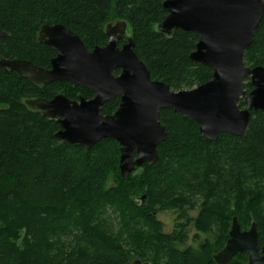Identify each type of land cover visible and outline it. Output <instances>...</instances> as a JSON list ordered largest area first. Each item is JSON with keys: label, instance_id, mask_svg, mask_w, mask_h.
<instances>
[{"label": "trees", "instance_id": "16d2710c", "mask_svg": "<svg viewBox=\"0 0 264 264\" xmlns=\"http://www.w3.org/2000/svg\"><path fill=\"white\" fill-rule=\"evenodd\" d=\"M166 1L0 0V29L10 34L0 41V58L49 70L56 52L38 43L41 27L61 24L93 51L108 43L109 24L125 21L151 79L175 92L193 90L211 81L213 70L190 59L196 34L178 30L168 38L156 31ZM244 62L264 67V18ZM246 89H252L248 80ZM59 95L95 97L67 82L37 88L0 68V264H217L214 256L225 247L234 218L243 231L255 223L258 247H264V112L252 113L243 136L206 142L196 123L163 110L168 136L159 160L123 179L115 141L91 151L69 145L56 137L57 120L25 105ZM119 104L120 98L109 101L102 114L113 115ZM171 211L188 222L165 233L156 215ZM191 223L198 233L214 234L215 243L181 249ZM248 263L244 252L229 264Z\"/></svg>", "mask_w": 264, "mask_h": 264}, {"label": "water", "instance_id": "95a60500", "mask_svg": "<svg viewBox=\"0 0 264 264\" xmlns=\"http://www.w3.org/2000/svg\"><path fill=\"white\" fill-rule=\"evenodd\" d=\"M164 8L167 15L156 31L168 38L178 30L196 34L199 42L190 59L213 70L212 80L193 90L175 92L151 79L135 53L125 21L109 24L105 30L108 43L93 51L61 24L41 27L38 43L56 52L49 70L30 61L0 58L1 69L17 73L37 88L67 82L93 91L91 100L81 97L73 101L59 95L51 101L26 100L25 105L48 120H57L61 130L56 137L69 145L91 151L102 141H115L123 179L159 160L158 148L168 136L160 121L163 110L172 109L196 123L206 142H217L223 134L243 136L252 113L264 112V67L249 68L244 62L264 18V0H168ZM9 36L0 29V41ZM246 80L252 87L250 92ZM117 98V111L103 115L105 104ZM258 245L256 224L243 231L234 218L229 239L214 260L229 264L246 252L248 264H264V247L260 250ZM133 264L149 263L137 260Z\"/></svg>", "mask_w": 264, "mask_h": 264}, {"label": "rangeland", "instance_id": "374dc122", "mask_svg": "<svg viewBox=\"0 0 264 264\" xmlns=\"http://www.w3.org/2000/svg\"><path fill=\"white\" fill-rule=\"evenodd\" d=\"M113 22L112 24L117 23ZM129 25H128V31H129ZM249 82V80H248ZM199 213V210L193 211L190 213V218L193 220L197 218ZM158 221H160L163 224L164 232L165 233H172L175 229V227L180 223H187L188 218L181 219L180 213L178 212H161L156 215ZM189 231V240L185 245L181 247V249L186 248H192L196 251H199L202 247V245L208 243V244H214L215 243V237L214 234H201L198 233L194 228V223L189 224L188 227ZM137 261V260H136Z\"/></svg>", "mask_w": 264, "mask_h": 264}, {"label": "flooded vegetation", "instance_id": "af4514ba", "mask_svg": "<svg viewBox=\"0 0 264 264\" xmlns=\"http://www.w3.org/2000/svg\"><path fill=\"white\" fill-rule=\"evenodd\" d=\"M123 44H124V43H121V44H120V47L123 46ZM50 68H51V67H50ZM118 72H119V74H120V71H117V72H116V75H119V74H117ZM44 86H45V85H44ZM101 113H102V112H101Z\"/></svg>", "mask_w": 264, "mask_h": 264}]
</instances>
